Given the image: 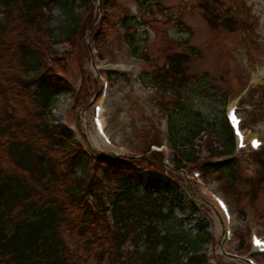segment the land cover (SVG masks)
I'll return each mask as SVG.
<instances>
[{
  "label": "trees",
  "instance_id": "trees-1",
  "mask_svg": "<svg viewBox=\"0 0 264 264\" xmlns=\"http://www.w3.org/2000/svg\"><path fill=\"white\" fill-rule=\"evenodd\" d=\"M134 2L140 14L158 6L154 0ZM194 2L210 28L244 30L242 20L233 14L238 2L244 8L242 0ZM91 4L92 0H0V264H81L83 260L208 264L199 254L211 241L208 224L199 222L195 233L185 228L186 217L176 216L177 206L159 188L157 174L166 169L160 161L143 168L146 153L98 156L51 119L59 99L70 96L72 89L46 66L54 59L53 52L38 35L71 42L82 24L77 9L86 11ZM115 5L116 0H101L103 25H108L107 13ZM55 9L65 23L58 33L46 16ZM142 17L124 10L120 22L122 40L132 57L140 60L147 50L135 45ZM180 25L181 31L190 33ZM189 61L187 53L166 52L165 62L146 80L157 93L173 99L165 115L171 149L168 170L177 173L190 166L203 175L218 174L236 183L231 159L214 162L235 151L224 114L211 121L192 104L197 93L217 91L208 75L188 76ZM117 77L125 79L123 74Z\"/></svg>",
  "mask_w": 264,
  "mask_h": 264
},
{
  "label": "rangeland",
  "instance_id": "rangeland-1",
  "mask_svg": "<svg viewBox=\"0 0 264 264\" xmlns=\"http://www.w3.org/2000/svg\"><path fill=\"white\" fill-rule=\"evenodd\" d=\"M154 1L157 7L137 16L145 18L135 39L137 47L147 48L141 60L132 57L122 40L120 27L124 10L136 14L133 0H116L115 7L107 13L108 25H103L101 0H92L86 11L77 9L82 24L71 42L60 36L50 41L44 34L38 35L53 52L54 59L47 61L46 66L62 76L72 89L70 96L59 99L51 119L72 134L86 151L98 156L140 157L146 153L148 164L143 163V168L157 166L159 161L170 168L165 115L172 109L173 99L157 93L146 80L165 62L166 52L189 54L188 76L208 75L217 91L197 93L193 108L215 121L229 107L236 106L246 139L256 137L262 146L257 151L235 147L228 159L232 161L236 183L218 174L197 178L195 168L189 166L184 172L171 173L166 168L163 174L158 173L159 188L177 206L176 216L186 217L187 230L195 233L199 222L208 224L211 241L199 252L206 256L208 264H246L244 260L249 259L264 264V253H257L250 242L253 233L264 238V0H242L244 8L237 3L238 10L233 14L242 20L244 30L236 33L210 28L194 0ZM46 16L48 25L60 32L65 25L60 11L55 9ZM180 24L190 33L181 31ZM40 26L43 30L46 21ZM117 74H123L125 79ZM104 82L108 84L105 96ZM96 104L101 105L104 131L111 148L95 138L92 114ZM157 141L162 146L151 145ZM153 152L159 157H152ZM202 153L206 156L204 150ZM146 176L139 184L140 189ZM214 197L226 202L229 220L219 211ZM227 231L229 240L225 236ZM221 247L239 260L223 255ZM81 264L98 263L83 260Z\"/></svg>",
  "mask_w": 264,
  "mask_h": 264
},
{
  "label": "water",
  "instance_id": "water-1",
  "mask_svg": "<svg viewBox=\"0 0 264 264\" xmlns=\"http://www.w3.org/2000/svg\"><path fill=\"white\" fill-rule=\"evenodd\" d=\"M225 255V254H224ZM227 256V255H226ZM229 259H236L237 260V258L235 257V256H227Z\"/></svg>",
  "mask_w": 264,
  "mask_h": 264
},
{
  "label": "bare ground",
  "instance_id": "bare-ground-1",
  "mask_svg": "<svg viewBox=\"0 0 264 264\" xmlns=\"http://www.w3.org/2000/svg\"><path fill=\"white\" fill-rule=\"evenodd\" d=\"M95 138H96V140H97L98 142H100V141H101V140H100V139H99L97 136H96Z\"/></svg>",
  "mask_w": 264,
  "mask_h": 264
}]
</instances>
